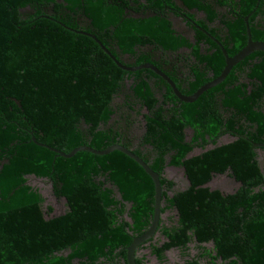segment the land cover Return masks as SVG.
<instances>
[{
	"label": "trees",
	"instance_id": "1",
	"mask_svg": "<svg viewBox=\"0 0 264 264\" xmlns=\"http://www.w3.org/2000/svg\"><path fill=\"white\" fill-rule=\"evenodd\" d=\"M178 1L194 11L185 20L193 40L169 19L181 10L176 0H0V264H128L126 248L152 222L151 178L119 151L59 154L120 143L107 128L119 93L126 103L133 93L149 111L134 153L161 185L156 234L163 240L139 246L136 264H145L139 252L146 248L165 264L167 251L185 255L192 244L197 252L183 264H264V53L249 54L221 84L183 104L154 71H125L94 41L120 65L152 63L183 96L220 75L221 47L238 54L248 28L252 41L264 42V0ZM186 52L196 61V81L184 91L175 60ZM154 80L167 88L162 104ZM223 137L230 142L218 145ZM166 166L184 168V191L172 192ZM225 170L237 189H210L212 175ZM31 175L51 179L66 201L62 216L43 208L26 183Z\"/></svg>",
	"mask_w": 264,
	"mask_h": 264
},
{
	"label": "flooded vegetation",
	"instance_id": "2",
	"mask_svg": "<svg viewBox=\"0 0 264 264\" xmlns=\"http://www.w3.org/2000/svg\"><path fill=\"white\" fill-rule=\"evenodd\" d=\"M176 5L179 6L181 8V10H175L176 11V14H174L172 11H170V12L167 13L168 16H169L170 21L172 22L173 28L177 32H179L180 34H183V35L187 36L190 40H193V36H194L193 27H191L185 20H190V18H188V14L194 13V11H189V12L186 11V9H184L181 6V3L179 1H177V0H176ZM199 15L202 16V14H199ZM176 24H178V26L182 27V30L179 31L177 29V25ZM184 32H186L187 34H185ZM149 50H151V48H149ZM186 53H183L182 55H180L178 57V61L175 60L177 62V64H176L177 68L175 67V71L178 73L177 74L178 76H181L182 77V79H177V80H178V83L180 84L182 90H184V91L190 89L191 85H193L195 83V81H196V79L193 77V69L195 68L196 61H195L194 58L191 57L190 52H186ZM168 57H169V55H168ZM172 57L173 56H170L169 59H172ZM120 66L123 67V68H125V69L121 68V69H123L125 71H136V70H143V69H145V70L146 69H149L150 70L151 68H149L148 66H152V67L156 68L159 72H161L164 75L165 78H163V76H161V75H158L153 69H151L152 71L155 72V74L158 75L159 78H161V81H164V84L170 88V86L168 84V80H169L170 83H172V85L174 86L175 90L179 93V91L176 89L173 81L162 70H160L158 67H156L152 63H149L148 62V63H144V64H141V65H137L135 67H128V66H124V65H120ZM141 66H147V68H139ZM235 66H233V67H235ZM165 69L167 70L166 67H165ZM213 80H211V81H213ZM211 81H209L208 84H210ZM123 83H124L125 89H129L128 88V85L125 84L126 83L125 80L123 81ZM164 84L163 85H160V84H158V81H156V80H154L153 83L151 81V86H154V89L157 92L156 93V98L158 100H160L159 102L161 104L164 101L162 99L163 98V94H167L165 92L167 90V88H165ZM208 84H206V85H208ZM206 85H204V86H206ZM204 86H202V87H204ZM201 88H199V89H201ZM171 91L173 92V95L177 99V102L178 103L188 104V103H184V102L180 101L176 97V95H175V93H174V91L172 89H171ZM208 91H206V92H208ZM206 92H204V93H206ZM179 94L181 95L182 98H189V97H191V96L194 95L193 94L191 96H183L181 93H179ZM130 96H132V98H130L129 102L126 103L125 102L126 101V98L124 97V95H121L120 93L117 94V96L115 95V97L113 99V102H112L113 108H115V114L112 116L111 120L108 122L107 128H112L113 133L118 132L120 134V143H118V145L124 146L123 144L129 143V145H130L131 148H128V147H126V148H128V149H130L132 151H135L138 148H142L141 147V143L143 142V138H144V136H145V134L147 132L146 122H145V119L144 118L149 113V111H148V109H146L145 107H143V104L142 103H138L137 102V99L133 96V93H131ZM166 109H168V106H166ZM140 131L142 132V134H141V136L137 137L138 136L137 133L140 132ZM188 133L190 134L189 131H188ZM224 138H227V137L221 138L219 140V142L222 139H224ZM219 142H218V145H225V143H219ZM212 148H213L212 145H208L205 148V150L194 149L190 153L189 156H194V155L200 154L201 152L210 150ZM195 151H199V153H194ZM171 168H173V169H180L182 171V173H183L184 178L187 180V177L184 175V168L166 166L164 168V171H163V176L166 177L167 171L169 169H171ZM225 172H229V171L228 170H225L224 173ZM218 174H222V173H218ZM215 175H217V174L212 175V178ZM31 176H33V175H31ZM212 178L210 180H212ZM37 179H42V178H37ZM46 180L49 182V184L51 186L52 194H54L55 198L58 199V200H63V202L66 204V201L62 197L61 198H58L56 196L55 192L53 191V185H52L51 179H46ZM27 184H28V180H27ZM173 190H174V187H173ZM173 190H172V192H174ZM182 191H184V190H182ZM182 191H178V192H182ZM174 193H176V192H174Z\"/></svg>",
	"mask_w": 264,
	"mask_h": 264
},
{
	"label": "water",
	"instance_id": "3",
	"mask_svg": "<svg viewBox=\"0 0 264 264\" xmlns=\"http://www.w3.org/2000/svg\"><path fill=\"white\" fill-rule=\"evenodd\" d=\"M245 20H246V22H248V18H246ZM91 37L93 38V36H91ZM94 41L99 45L101 50H103V52H105L109 56V58L118 67L123 68L119 65V63L117 61L114 60L113 56H111L108 53V51L99 44V42L97 40L94 39ZM221 50H222V54L225 58V66H224L222 72L220 73V75L218 77H216L213 81H211L210 84L199 89L193 96H191L189 98H182L181 95L175 90L172 83H170V81L168 80V84H169L170 88L174 91L176 97L180 101H182L184 103H188V104L194 103L204 92H206V91L218 86L219 84H221L222 81L226 78V76L230 72V70L232 69V67L237 65L238 63H240L242 60H244L246 58V56H248L249 54L256 52V51H260V52L264 53V42L252 41L251 31H250V28H248V43H247L246 47H244L238 54H236L235 56L229 57L227 55L226 51L222 47H221ZM148 67L153 69L158 75H161V76H163V78H165L164 75L161 72H159L156 68H154L152 66H148ZM139 68H147V66H141ZM123 69H125V68H123ZM50 149L54 152H57L56 150H54L52 148H50ZM78 151H88V152H91L93 154H98V155H106V154L113 152V151H119L125 155H128L131 159H133L135 162H137L145 170L146 174L151 178L153 185H154V205H153L152 222L150 223L148 229L142 235L134 237L132 244L128 248H126V261H128V264H136L135 258H136L137 249L139 248V246L147 243L153 237H155L156 230H157V227L159 224L160 207H161V202H162L161 185H160L159 175L156 172H154L142 158L137 156L134 153V151H132V150H130V149H128L122 145H118V144H113L103 151H97V150L91 149L88 146H80L78 148L71 150L69 152V154H64V153H59V154L63 157L68 158V157H71L74 153H76ZM232 178L235 179V177H232ZM188 185H189V182L187 181V186Z\"/></svg>",
	"mask_w": 264,
	"mask_h": 264
},
{
	"label": "rangeland",
	"instance_id": "4",
	"mask_svg": "<svg viewBox=\"0 0 264 264\" xmlns=\"http://www.w3.org/2000/svg\"><path fill=\"white\" fill-rule=\"evenodd\" d=\"M177 25V29L180 31L182 30V27ZM187 34L186 32H184ZM137 129V128H136ZM142 132L137 133V137L141 136ZM229 138L222 139L219 143H229ZM194 153H199V151H195ZM259 163L264 169V150L259 152ZM166 177L174 182V192L185 190L187 187V181L183 176V173L180 169H169L167 171ZM28 184L36 187V189L40 192V195L42 196L44 200L43 208H46L47 206H50L54 209V214L51 217H58L63 215L67 208L66 204L63 202V200H58L55 198L54 194H52L51 186L49 182L46 179H37L33 176H27ZM207 185L210 187V189H217L220 190L222 193H230L232 191H235L237 189L239 183L232 178L231 175L228 174V172L217 174L215 175L210 182L207 183ZM168 215H173V212L166 213L161 216V218L165 219ZM168 225V221H165ZM163 239L160 237L159 234H156L154 237V241H162ZM190 249L188 250V253L185 255L180 254V251L177 249H171L165 253L166 256V263L165 264H183V262L187 259H190L193 255L196 254V250L194 248V244L189 245ZM207 248L211 247V243L206 245ZM142 255H145L146 262L145 264H159L154 256H151L149 253V249L146 248L145 250H142ZM204 264V263H201Z\"/></svg>",
	"mask_w": 264,
	"mask_h": 264
}]
</instances>
